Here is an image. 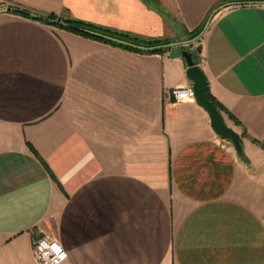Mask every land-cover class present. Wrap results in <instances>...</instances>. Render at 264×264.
<instances>
[{"label":"crops","instance_id":"obj_1","mask_svg":"<svg viewBox=\"0 0 264 264\" xmlns=\"http://www.w3.org/2000/svg\"><path fill=\"white\" fill-rule=\"evenodd\" d=\"M223 2L0 0V264H35L45 234L62 264H264V2ZM174 47L201 48L240 152L194 98L166 114L192 87Z\"/></svg>","mask_w":264,"mask_h":264},{"label":"trees","instance_id":"obj_2","mask_svg":"<svg viewBox=\"0 0 264 264\" xmlns=\"http://www.w3.org/2000/svg\"><path fill=\"white\" fill-rule=\"evenodd\" d=\"M225 2H233L235 5H244V4H249V3H261L264 2V0H224L223 3ZM15 13L25 16V17H31V18H37L39 20H44L46 23L52 24L53 21L56 22L57 25L61 26L64 29H67L71 32H74L76 34L82 35L84 37L92 38L94 40H100L104 42H121L124 43L125 45H132V46H138V47H158L156 52H161L165 51L166 49L161 48L162 46H166L168 44L167 41L165 40H159V39H154V40H149V41H144L143 39H140L138 37L132 36L127 33H119L115 32L109 29H104L100 28L91 24H87L72 18H56L53 15H48V16H40L36 14H31L26 11H20V10H12ZM202 29H197L194 32L189 34V38L193 39L196 38L200 33ZM208 96V94H207ZM208 99L212 102L210 97L208 96ZM213 103V102H212ZM214 104V103H213ZM215 105V104H214ZM218 111V107L215 105Z\"/></svg>","mask_w":264,"mask_h":264},{"label":"water","instance_id":"obj_3","mask_svg":"<svg viewBox=\"0 0 264 264\" xmlns=\"http://www.w3.org/2000/svg\"><path fill=\"white\" fill-rule=\"evenodd\" d=\"M200 52V47L193 50L174 47L170 49L169 56L170 58H182L184 60L187 66L186 76L192 82L194 100L208 114L212 130L222 139L229 140L234 148L240 152L239 136L225 124L221 114L207 97V82L196 62V55Z\"/></svg>","mask_w":264,"mask_h":264},{"label":"built area","instance_id":"obj_4","mask_svg":"<svg viewBox=\"0 0 264 264\" xmlns=\"http://www.w3.org/2000/svg\"><path fill=\"white\" fill-rule=\"evenodd\" d=\"M172 96L173 103L166 109L168 115H177L180 106L194 98L190 86L172 90ZM57 248L59 252L56 251ZM32 251L35 264H62L67 260L64 247L46 234L33 242Z\"/></svg>","mask_w":264,"mask_h":264},{"label":"rangeland","instance_id":"obj_5","mask_svg":"<svg viewBox=\"0 0 264 264\" xmlns=\"http://www.w3.org/2000/svg\"><path fill=\"white\" fill-rule=\"evenodd\" d=\"M232 3H233V2H232ZM233 4H234V3H233ZM249 4H251V3H249ZM249 4H248V5H249ZM252 4H258V3H252ZM157 48H158V47H157ZM191 49L193 50V49H195V48L193 47V48H191Z\"/></svg>","mask_w":264,"mask_h":264},{"label":"snow or ice","instance_id":"obj_6","mask_svg":"<svg viewBox=\"0 0 264 264\" xmlns=\"http://www.w3.org/2000/svg\"><path fill=\"white\" fill-rule=\"evenodd\" d=\"M56 251L59 252L60 250L57 248Z\"/></svg>","mask_w":264,"mask_h":264}]
</instances>
